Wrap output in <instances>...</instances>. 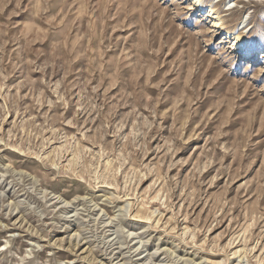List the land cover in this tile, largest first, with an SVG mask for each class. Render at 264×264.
Here are the masks:
<instances>
[{
    "label": "rangeland",
    "instance_id": "obj_1",
    "mask_svg": "<svg viewBox=\"0 0 264 264\" xmlns=\"http://www.w3.org/2000/svg\"><path fill=\"white\" fill-rule=\"evenodd\" d=\"M198 1L0 0V264H264V0Z\"/></svg>",
    "mask_w": 264,
    "mask_h": 264
},
{
    "label": "bare ground",
    "instance_id": "obj_2",
    "mask_svg": "<svg viewBox=\"0 0 264 264\" xmlns=\"http://www.w3.org/2000/svg\"><path fill=\"white\" fill-rule=\"evenodd\" d=\"M194 1H195L196 4L199 3L198 0H194ZM215 13H216V12H214V10H211V11H210V14H212V15H211L212 17L215 15ZM217 25H218V24H217ZM236 43H237V42H236ZM235 46H236V49H237V51H236L237 53H241L242 55L247 54L246 49L241 45V43L236 44Z\"/></svg>",
    "mask_w": 264,
    "mask_h": 264
}]
</instances>
